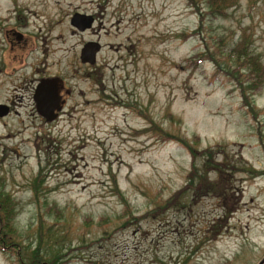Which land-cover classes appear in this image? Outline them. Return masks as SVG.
<instances>
[{
	"label": "rangeland",
	"instance_id": "374dc122",
	"mask_svg": "<svg viewBox=\"0 0 264 264\" xmlns=\"http://www.w3.org/2000/svg\"><path fill=\"white\" fill-rule=\"evenodd\" d=\"M74 12L92 27H72ZM217 12L207 0H0V194L14 228L0 264H258L264 0ZM89 41L93 65L79 59ZM242 42L260 82L227 59ZM41 77L68 90L52 121L35 108Z\"/></svg>",
	"mask_w": 264,
	"mask_h": 264
},
{
	"label": "trees",
	"instance_id": "16d2710c",
	"mask_svg": "<svg viewBox=\"0 0 264 264\" xmlns=\"http://www.w3.org/2000/svg\"><path fill=\"white\" fill-rule=\"evenodd\" d=\"M208 1V6L211 9H217V13H223V11L232 6L235 2V0H207ZM213 12V11H211ZM242 41V39H241ZM247 43L242 42L240 44H237V46L233 47L230 49V52L227 54V59L229 58L232 61H239V65L243 69H246V71L249 73L248 75L250 76L251 81H253L255 78H257V82H260V79L263 76V67L261 64L257 63L256 61V56L253 55V53L250 51L249 47L245 46ZM226 56V54H225ZM210 59L213 60V62L217 65L218 62L213 58L212 55H209ZM247 79V80H248ZM256 83H253L255 86ZM190 154L192 155V161L194 162L195 160L200 159L204 165L205 168L211 167L212 163L215 162L212 159V149H204L201 150L200 152L197 151V149L193 148L190 146L188 143L183 144ZM206 156V158H205ZM211 164V165H210ZM214 164V163H213ZM216 165V164H214ZM216 169V168H215ZM192 174L191 179L196 178L197 181L204 179V175L202 173L196 172ZM221 173H219L220 175ZM194 182V180L192 181ZM204 182V181H203ZM201 182V184L203 183ZM12 209H13V204L11 202V199L4 195L0 194V249H3V247H6V244H4V238L2 236V231L6 229L8 233H12L14 230L13 228V223L12 221ZM31 264H39V261H33Z\"/></svg>",
	"mask_w": 264,
	"mask_h": 264
},
{
	"label": "water",
	"instance_id": "95a60500",
	"mask_svg": "<svg viewBox=\"0 0 264 264\" xmlns=\"http://www.w3.org/2000/svg\"><path fill=\"white\" fill-rule=\"evenodd\" d=\"M70 24L78 31H85L92 27L93 17L88 14L74 13L70 18ZM99 51V43L94 41L86 42L80 50L79 59L81 63L93 65ZM61 87L62 80L60 78H49L40 81L35 90L33 97L35 108L45 121L54 120L64 104V100L58 93ZM8 112L9 107L5 104H0V117L6 116ZM258 264H264V257Z\"/></svg>",
	"mask_w": 264,
	"mask_h": 264
},
{
	"label": "flooded vegetation",
	"instance_id": "af4514ba",
	"mask_svg": "<svg viewBox=\"0 0 264 264\" xmlns=\"http://www.w3.org/2000/svg\"><path fill=\"white\" fill-rule=\"evenodd\" d=\"M74 13H79V12H74ZM73 13V14H74ZM80 14H86V13H80ZM88 15H91L92 17H93V23H94V21H95V16L93 15V14H88ZM78 31V30H77ZM10 36V37H9ZM14 38V39H13ZM4 39L5 40H7L8 41V43L10 44V47H11V50H9L10 52H13V46L14 45H17V43H21L22 42V34H20V33H13L12 35H10V34H6V33H4ZM13 57V56H12ZM11 57V60H14V59H16L15 58V56L12 58ZM24 65H22V66H20V67H23ZM49 78H57V77H41V78H39L38 79V82H37V84H36V86H35V88H34V94H35V90H36V88H37V86H38V84L40 83V81H42L43 79H49ZM62 80V79H61ZM63 81V80H62ZM64 91V93L65 94H67L68 93V90H65L63 87H61V89L59 90V96L63 99V95H62V92ZM34 94H33V97H34ZM34 99V98H33ZM64 100V99H63ZM64 103H65V100H64ZM64 105V104H63ZM62 109L63 108H61V110L58 112V116H59V114H60V112H62ZM9 112H10V108H9ZM8 112V113H9ZM38 113V112H37ZM58 116L56 117V118H58ZM42 117V116H41ZM43 118V117H42Z\"/></svg>",
	"mask_w": 264,
	"mask_h": 264
}]
</instances>
